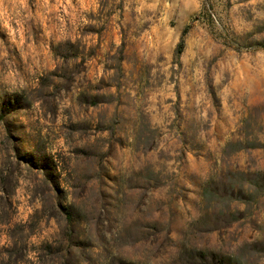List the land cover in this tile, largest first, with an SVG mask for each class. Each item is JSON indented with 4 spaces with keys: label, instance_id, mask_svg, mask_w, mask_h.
I'll use <instances>...</instances> for the list:
<instances>
[{
    "label": "rangeland",
    "instance_id": "374dc122",
    "mask_svg": "<svg viewBox=\"0 0 264 264\" xmlns=\"http://www.w3.org/2000/svg\"><path fill=\"white\" fill-rule=\"evenodd\" d=\"M0 82L50 152L21 158L0 118V264H64L51 237L70 219L73 174L116 145L178 144V168L191 158L221 183L264 175V0H0ZM161 185L130 182L126 202L140 209Z\"/></svg>",
    "mask_w": 264,
    "mask_h": 264
},
{
    "label": "clouds",
    "instance_id": "9594fccd",
    "mask_svg": "<svg viewBox=\"0 0 264 264\" xmlns=\"http://www.w3.org/2000/svg\"><path fill=\"white\" fill-rule=\"evenodd\" d=\"M3 7L6 19H16L9 11L15 5L7 2ZM22 103L16 91L0 82V118L8 124L15 151L39 165L50 152L22 119ZM0 140H6L2 127ZM178 148L160 143L152 153L128 156L131 149L116 145L111 155L73 174L74 186L69 187L66 202L62 200L70 219L62 221L51 237L63 246L64 264H264V175L221 183L214 175L210 178L207 169H198L191 158L178 168ZM161 149L172 156L171 161L157 162L155 153ZM106 150L105 146L100 152ZM161 169L162 174L156 175ZM104 173L115 183L105 181L101 186ZM149 179L162 185L153 186L140 209L133 211L135 201L128 204L124 194H136L128 193V184ZM209 188L223 198L203 194ZM217 221L235 222L224 229ZM213 227L220 235L210 239L205 233Z\"/></svg>",
    "mask_w": 264,
    "mask_h": 264
},
{
    "label": "trees",
    "instance_id": "16d2710c",
    "mask_svg": "<svg viewBox=\"0 0 264 264\" xmlns=\"http://www.w3.org/2000/svg\"><path fill=\"white\" fill-rule=\"evenodd\" d=\"M182 47H183V43L180 45V51L182 50Z\"/></svg>",
    "mask_w": 264,
    "mask_h": 264
}]
</instances>
